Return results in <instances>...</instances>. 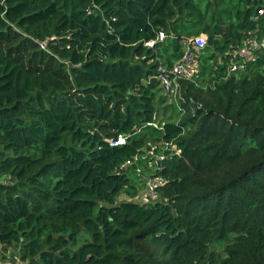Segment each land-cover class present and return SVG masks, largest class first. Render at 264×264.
<instances>
[{
    "label": "trees",
    "instance_id": "16d2710c",
    "mask_svg": "<svg viewBox=\"0 0 264 264\" xmlns=\"http://www.w3.org/2000/svg\"><path fill=\"white\" fill-rule=\"evenodd\" d=\"M262 10L0 0V264H264V48L230 71ZM201 35L195 82L169 98L158 67ZM154 144L176 150L156 164ZM151 177L159 201L135 203Z\"/></svg>",
    "mask_w": 264,
    "mask_h": 264
},
{
    "label": "built area",
    "instance_id": "2783aa9c",
    "mask_svg": "<svg viewBox=\"0 0 264 264\" xmlns=\"http://www.w3.org/2000/svg\"><path fill=\"white\" fill-rule=\"evenodd\" d=\"M264 14V10L260 12V15ZM158 39L164 41L166 39L163 33L159 34ZM194 40L187 41L184 47V54L182 58L177 61L172 68H167L163 65L158 67L156 79L160 82L161 88L166 96L169 98H177L180 96L182 81L188 80L192 81L196 75L199 73V66L197 65V54L200 50H203L207 45V38L204 35L193 38ZM152 47L154 42L151 41L147 44ZM264 48V39L261 43L258 42L256 38L247 40L244 48L236 50L233 52V58L230 62V71H237L239 69L238 61H235L236 57H242L243 60H249L253 57V54L257 51ZM154 127L157 126L155 123H151ZM127 137L119 136L117 140H112L109 142L111 146H120L126 144ZM162 148L163 150H176L175 145L173 144H154L149 150V157L155 161L163 160L165 158L164 154L159 152ZM132 160H128L123 163L122 168L129 169L133 165ZM163 180L161 178H149L146 183V188L138 193V195L133 199L135 203L140 205H146L150 203H155L159 201V194L157 193V188L163 186Z\"/></svg>",
    "mask_w": 264,
    "mask_h": 264
},
{
    "label": "rangeland",
    "instance_id": "374dc122",
    "mask_svg": "<svg viewBox=\"0 0 264 264\" xmlns=\"http://www.w3.org/2000/svg\"><path fill=\"white\" fill-rule=\"evenodd\" d=\"M205 36V35H204ZM206 37V36H205ZM207 38V37H206ZM194 39L192 38V40L191 41H193ZM193 81H194V79H193ZM195 82V81H194ZM181 95H183L182 94V92L180 93V96ZM177 100H179V99H181L179 96L176 98ZM191 105L192 106H195L196 105V103L195 102H191ZM151 144L152 143H150V145H148V146H151ZM145 151L146 152H148L149 150L148 149H145ZM159 152H160V154L159 155H161V153H162V148L159 150ZM148 164V163H147ZM152 165H151V163H149L148 165H147V167H146V169H149L150 167H151ZM141 169H144L143 167H141V166H139ZM139 167H138V170H139ZM128 196L126 195V194H122L120 197H119V199H118V201L119 202H122V201H126V200H128ZM10 254L11 253H9V252H5V256H6V259L4 260V261H2V264H12V259L13 258H11L10 257Z\"/></svg>",
    "mask_w": 264,
    "mask_h": 264
}]
</instances>
